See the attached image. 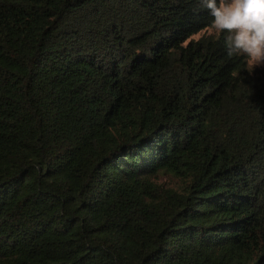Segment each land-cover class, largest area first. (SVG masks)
I'll use <instances>...</instances> for the list:
<instances>
[{"label":"trees","instance_id":"trees-1","mask_svg":"<svg viewBox=\"0 0 264 264\" xmlns=\"http://www.w3.org/2000/svg\"><path fill=\"white\" fill-rule=\"evenodd\" d=\"M199 0H0V264H264V68Z\"/></svg>","mask_w":264,"mask_h":264},{"label":"clouds","instance_id":"clouds-1","mask_svg":"<svg viewBox=\"0 0 264 264\" xmlns=\"http://www.w3.org/2000/svg\"><path fill=\"white\" fill-rule=\"evenodd\" d=\"M222 34L230 57H245L251 68L264 66V0H199Z\"/></svg>","mask_w":264,"mask_h":264},{"label":"rangeland","instance_id":"rangeland-1","mask_svg":"<svg viewBox=\"0 0 264 264\" xmlns=\"http://www.w3.org/2000/svg\"><path fill=\"white\" fill-rule=\"evenodd\" d=\"M215 34L216 33H214L213 30L209 28L206 31L201 32V34L194 36L193 39H198L201 35H215ZM247 64H248L249 69H251L252 71L262 72L263 70L262 68H264V66H262V67H257L255 69H252L248 61H247Z\"/></svg>","mask_w":264,"mask_h":264}]
</instances>
